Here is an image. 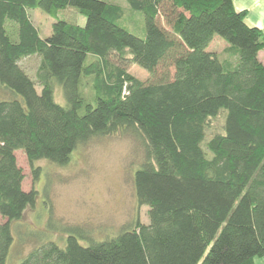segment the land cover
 <instances>
[{"label": "trees", "instance_id": "1", "mask_svg": "<svg viewBox=\"0 0 264 264\" xmlns=\"http://www.w3.org/2000/svg\"><path fill=\"white\" fill-rule=\"evenodd\" d=\"M125 3L142 15L140 34L119 23L131 14L112 0H0V264L11 222L38 193L22 187L15 150L36 179L34 161L63 165L78 146L119 131L142 149L132 186L148 221L136 216L86 244L72 232L63 245L34 238L16 264H254L264 258V30L232 0ZM67 6L83 24L57 17ZM34 7L55 17L46 36ZM215 35L225 55L210 47ZM31 55L34 77L20 65Z\"/></svg>", "mask_w": 264, "mask_h": 264}, {"label": "rangeland", "instance_id": "2", "mask_svg": "<svg viewBox=\"0 0 264 264\" xmlns=\"http://www.w3.org/2000/svg\"><path fill=\"white\" fill-rule=\"evenodd\" d=\"M129 9L126 8V13ZM135 14L137 22L134 26L127 24L126 15L125 20L119 23L140 34L142 15L139 11ZM29 15L40 36L50 33L55 17L38 7L30 8ZM57 17L79 24L85 21V17L72 6L60 9ZM227 44L215 35L210 47L225 55ZM37 63L36 55L20 61L32 77ZM127 68L140 79L148 77L147 71L136 64H128ZM36 88L39 89L38 86ZM85 88L88 90V87ZM0 95H4L1 89ZM54 98L59 103L64 102L59 87L55 88ZM221 122L222 117H216L214 129H220ZM210 131L211 128H208L207 134ZM15 157L24 175L22 187L25 190L34 187L38 193L35 202L24 210L20 220L10 224L13 244L5 264H16L37 243L35 239L49 238L63 245L66 233L72 232L81 244H86V235L97 239L111 235L136 216L140 221H148L147 206L137 205L132 186V174L141 160L142 149L138 140L126 131L95 137L78 146L63 165L45 159L34 161L33 166L38 168L36 179H33V172L21 149L15 150ZM254 264H264V258L255 257Z\"/></svg>", "mask_w": 264, "mask_h": 264}, {"label": "crops", "instance_id": "3", "mask_svg": "<svg viewBox=\"0 0 264 264\" xmlns=\"http://www.w3.org/2000/svg\"><path fill=\"white\" fill-rule=\"evenodd\" d=\"M112 1L119 3L126 10L127 5L125 0H122V2ZM232 3L236 10L245 12L244 19L247 24L257 26L264 30V0H232ZM128 14H131L127 17L128 21L131 22L130 25H133L135 21L137 22V13L135 14V12H130L129 10ZM257 57L264 63V48L258 51Z\"/></svg>", "mask_w": 264, "mask_h": 264}]
</instances>
